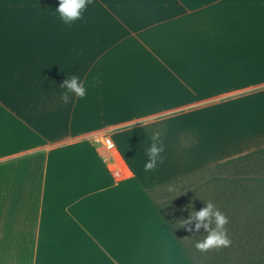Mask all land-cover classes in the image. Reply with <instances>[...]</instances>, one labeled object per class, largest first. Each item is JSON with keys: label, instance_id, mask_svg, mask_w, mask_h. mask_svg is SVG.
Masks as SVG:
<instances>
[{"label": "crops", "instance_id": "crops-1", "mask_svg": "<svg viewBox=\"0 0 264 264\" xmlns=\"http://www.w3.org/2000/svg\"><path fill=\"white\" fill-rule=\"evenodd\" d=\"M58 6L0 0V264H191L147 190L264 148V0Z\"/></svg>", "mask_w": 264, "mask_h": 264}, {"label": "trees", "instance_id": "trees-1", "mask_svg": "<svg viewBox=\"0 0 264 264\" xmlns=\"http://www.w3.org/2000/svg\"><path fill=\"white\" fill-rule=\"evenodd\" d=\"M257 159L259 163L264 164V148L259 150L247 153L243 156L237 157L236 159H231L224 163L218 164L211 168L199 171L198 173H203L210 170H217L227 167L228 165H234L236 163L242 162V160ZM261 159L262 161H260ZM194 173L191 175H187L185 177L172 180L170 182L155 186L147 190V194L159 215L163 218V220L169 225L171 232L179 243L183 253L188 258L191 264H196L193 257L189 253V251L184 246L181 237L178 236L174 226L169 222L165 213L161 206L156 202L155 195L169 196L171 193L168 191L178 188L186 179L194 176ZM219 183L222 184L224 180H218ZM240 187L235 189H231V187L227 184L220 186L216 193L213 192H205L203 196V200L200 204L197 201H194L195 194L194 192H190V203L188 208H194L196 211L201 210L205 205L204 202H211L215 205V207L221 211L227 218L231 217L229 215V211H231L232 207H240L246 206L248 209L249 220L238 221L235 220L239 214L235 213L234 219L231 220L228 218V224L225 226L227 230V235L231 240V244L229 247L218 248L216 251H213L211 257L208 255V259L206 264H247L245 260H243V251H264V189H257L259 186V182H264V178L258 177L257 179H250L249 183L245 184L244 182H240ZM216 182V180H215ZM181 190V189H180ZM238 195V196H236ZM242 195L243 199H241ZM241 200V201H240ZM245 200V201H244ZM244 201V202H243ZM238 256L241 258H237L235 261L234 257Z\"/></svg>", "mask_w": 264, "mask_h": 264}, {"label": "rangeland", "instance_id": "rangeland-1", "mask_svg": "<svg viewBox=\"0 0 264 264\" xmlns=\"http://www.w3.org/2000/svg\"><path fill=\"white\" fill-rule=\"evenodd\" d=\"M259 160L262 161L261 159ZM258 177L264 178V164L262 162L259 163L257 159H245L240 163L228 165L222 169L195 174L191 178L184 180L178 188L168 191L171 193L169 196H165V194L155 195L156 202L161 206L165 216L174 226L178 236L181 237L184 246L189 251L196 264H206L208 255L211 257L213 251L201 252L195 248L196 241L198 239H203V235H201L204 233L203 228L200 229L199 233H190L182 227L184 220L188 218L189 214L197 210L188 208L190 206V197L188 193L194 192V201L200 204L205 192L216 193L220 186L224 184L229 185L231 189L237 190V188L240 187L239 180L247 184L250 179H257ZM218 180H224V182L221 184ZM259 186L260 187H257V189H264V182H259ZM240 196L241 199H243V196ZM235 213L239 214L235 220L245 221V219L249 220L250 218L246 206L242 208L241 206L237 208L232 207L231 211H229V215L232 216L233 219ZM228 218L230 220L232 219L231 217ZM195 223L196 221L193 218L187 227H194ZM216 250L214 249V251ZM237 258L241 257L235 256V261ZM243 260H245L247 264H264V251H243Z\"/></svg>", "mask_w": 264, "mask_h": 264}, {"label": "clouds", "instance_id": "clouds-1", "mask_svg": "<svg viewBox=\"0 0 264 264\" xmlns=\"http://www.w3.org/2000/svg\"><path fill=\"white\" fill-rule=\"evenodd\" d=\"M91 0H59V6L55 10L60 21L68 26H71L78 20L83 18V13ZM63 91L60 95L62 103H68L70 96L83 99L87 95V87L85 82L81 81L77 75L67 76L63 84L60 85ZM147 160L144 163V171L152 172L158 165L164 163L165 152L163 139L159 133L151 137L150 146L145 148ZM204 207L199 211H193L188 218L184 220L182 227L190 233H199L200 229H204L203 239H198L195 243V248L198 251L206 252L211 249L221 247L227 248L231 244V240L227 235L225 226L228 224V218L219 211L211 202H204ZM196 221L194 227H187L192 219Z\"/></svg>", "mask_w": 264, "mask_h": 264}, {"label": "built area", "instance_id": "built-area-1", "mask_svg": "<svg viewBox=\"0 0 264 264\" xmlns=\"http://www.w3.org/2000/svg\"><path fill=\"white\" fill-rule=\"evenodd\" d=\"M103 145L106 147H111V140L109 138H107V136H103Z\"/></svg>", "mask_w": 264, "mask_h": 264}]
</instances>
